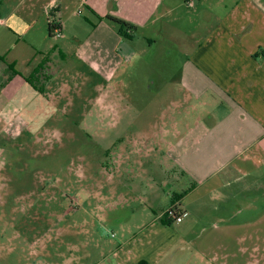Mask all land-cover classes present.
<instances>
[{
  "label": "crops",
  "instance_id": "1",
  "mask_svg": "<svg viewBox=\"0 0 264 264\" xmlns=\"http://www.w3.org/2000/svg\"><path fill=\"white\" fill-rule=\"evenodd\" d=\"M206 2L223 14L217 28L190 48L175 80L180 94L175 106L185 127L172 136L177 141H167L172 133L165 123L161 134L116 138V146L129 155H156L154 178L143 183L151 212L131 213L126 221L133 225L122 227L118 243L101 246L104 258L96 264H264L261 226L224 223L233 198H245L248 186L264 187V0H0L5 7L0 25L12 23L14 28L5 29L7 38L0 35V56L23 76L32 75L48 57L49 71L53 57L74 58L107 77V83L119 81L152 48L153 28L162 31L174 12L200 10ZM53 4L60 7L59 37L50 36L46 15ZM108 16L135 27L132 38L123 37ZM138 32L149 35L142 38L148 47L138 44ZM49 85L50 80L39 86L48 101ZM155 138L159 141L150 142ZM214 201L220 205L209 203ZM173 206L183 221L167 224L164 215ZM136 220L143 223L134 224Z\"/></svg>",
  "mask_w": 264,
  "mask_h": 264
},
{
  "label": "rangeland",
  "instance_id": "2",
  "mask_svg": "<svg viewBox=\"0 0 264 264\" xmlns=\"http://www.w3.org/2000/svg\"><path fill=\"white\" fill-rule=\"evenodd\" d=\"M222 14L215 4L174 12L162 31L149 33L152 48L119 81L107 83L74 58L53 57L50 101L21 78L7 83L9 70L0 62V264H96L104 258L101 246L118 243L122 227L133 225L126 221L131 213L151 212L143 183L154 178L156 155H129L116 138L161 134L165 123L172 133L166 140L177 141L172 136L185 127L175 80L190 48L217 28ZM10 24L0 25L2 38L6 28L14 30ZM146 35L136 34L139 45L149 46ZM227 211L225 224L257 225L264 233V187L248 186Z\"/></svg>",
  "mask_w": 264,
  "mask_h": 264
},
{
  "label": "trees",
  "instance_id": "3",
  "mask_svg": "<svg viewBox=\"0 0 264 264\" xmlns=\"http://www.w3.org/2000/svg\"><path fill=\"white\" fill-rule=\"evenodd\" d=\"M46 15L49 20L50 24V36L56 37V31H62V20L60 16V7L57 4L49 5L46 8ZM106 20L117 25L119 27V33L125 37L126 39H131L132 35L131 33L136 30L135 27L131 26L129 23L113 18V17H106ZM0 62L7 64V69L9 70V78L8 82H11L14 78H21L24 80V82L29 85L31 88H33L36 92L43 94L42 87H39V82L41 79H45L47 81L51 80V76L48 73L49 67L48 63L50 62L49 57L44 59V61L35 69L34 73L30 75L29 77L23 76L16 68L15 64H8L6 62V59L4 57L0 56ZM165 223L172 224L173 220L168 218L166 214L164 215Z\"/></svg>",
  "mask_w": 264,
  "mask_h": 264
},
{
  "label": "built area",
  "instance_id": "4",
  "mask_svg": "<svg viewBox=\"0 0 264 264\" xmlns=\"http://www.w3.org/2000/svg\"><path fill=\"white\" fill-rule=\"evenodd\" d=\"M56 36L61 35L60 31H56ZM166 216L173 220L175 223H181L183 221V215L180 213L179 209L175 206L171 207L166 213Z\"/></svg>",
  "mask_w": 264,
  "mask_h": 264
}]
</instances>
